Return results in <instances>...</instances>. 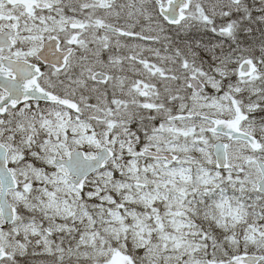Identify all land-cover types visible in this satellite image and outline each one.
<instances>
[{"label":"snow or ice","instance_id":"6c2138e0","mask_svg":"<svg viewBox=\"0 0 264 264\" xmlns=\"http://www.w3.org/2000/svg\"><path fill=\"white\" fill-rule=\"evenodd\" d=\"M0 264H264V0H0Z\"/></svg>","mask_w":264,"mask_h":264}]
</instances>
